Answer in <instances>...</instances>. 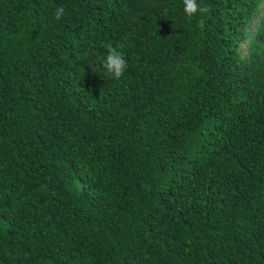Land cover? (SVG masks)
Listing matches in <instances>:
<instances>
[{
    "label": "trees",
    "instance_id": "1",
    "mask_svg": "<svg viewBox=\"0 0 264 264\" xmlns=\"http://www.w3.org/2000/svg\"><path fill=\"white\" fill-rule=\"evenodd\" d=\"M197 2L0 0V264H264V0Z\"/></svg>",
    "mask_w": 264,
    "mask_h": 264
},
{
    "label": "clouds",
    "instance_id": "2",
    "mask_svg": "<svg viewBox=\"0 0 264 264\" xmlns=\"http://www.w3.org/2000/svg\"><path fill=\"white\" fill-rule=\"evenodd\" d=\"M183 11L185 17L189 20L197 19L198 27L204 26L203 16L207 14L210 9L206 5H202L197 0H182ZM64 14V8L58 7L55 11V17L59 20ZM106 49V55L103 60V69L114 80H119L125 74L128 64L127 60L122 52L123 45H113L112 42H108L104 45Z\"/></svg>",
    "mask_w": 264,
    "mask_h": 264
},
{
    "label": "rangeland",
    "instance_id": "3",
    "mask_svg": "<svg viewBox=\"0 0 264 264\" xmlns=\"http://www.w3.org/2000/svg\"><path fill=\"white\" fill-rule=\"evenodd\" d=\"M253 27H254V23L252 24L251 29H253ZM242 48L244 49V47H242Z\"/></svg>",
    "mask_w": 264,
    "mask_h": 264
}]
</instances>
